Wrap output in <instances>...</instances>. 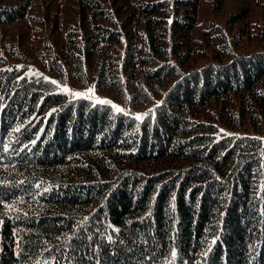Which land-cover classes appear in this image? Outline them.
<instances>
[{"label": "trees", "instance_id": "1", "mask_svg": "<svg viewBox=\"0 0 264 264\" xmlns=\"http://www.w3.org/2000/svg\"><path fill=\"white\" fill-rule=\"evenodd\" d=\"M232 1L0 0V264H264V0Z\"/></svg>", "mask_w": 264, "mask_h": 264}, {"label": "rangeland", "instance_id": "2", "mask_svg": "<svg viewBox=\"0 0 264 264\" xmlns=\"http://www.w3.org/2000/svg\"><path fill=\"white\" fill-rule=\"evenodd\" d=\"M243 1H245V3H246L245 5L253 6V4H254L253 0H243ZM68 2H69V0H53L54 5L57 6V4H60V6H61L60 15L65 13L67 6H68ZM241 5H242L241 0H239V1L233 0L232 4H229L227 7L221 9L220 11L215 12L214 15H215L216 20L220 24L222 23V25H224L228 15L230 13L235 12L237 7H240ZM32 25H34V24L31 23L30 20H28L24 23V27L28 26V27L33 29L34 26H32ZM33 31H32V33H33ZM31 35H33V34H31ZM236 48L238 49L237 51L249 53V52H252L254 50L264 49V41L263 42H250V43L244 42V43H240L239 45H237ZM207 61H208V58H205L203 60H200L199 62L204 63ZM61 88H62V90H64L65 88L68 89V91H65V90L64 91L68 94V96L71 99H73V98L74 99L87 98V99L92 100L95 103H97L100 100H106V101L110 102L108 104H110L112 107L115 106V107H113L115 111H116V108H119L122 110L119 112H125V113L126 112H132L137 117L138 116L143 117L144 114L146 113V111H148L152 107V104H149V105H146L142 108L131 109L127 103L115 101L111 94H109L105 91L97 90L92 81H90L88 83L87 87L76 86L72 82L68 81L64 85H62ZM76 94H79V95H76Z\"/></svg>", "mask_w": 264, "mask_h": 264}, {"label": "snow or ice", "instance_id": "3", "mask_svg": "<svg viewBox=\"0 0 264 264\" xmlns=\"http://www.w3.org/2000/svg\"><path fill=\"white\" fill-rule=\"evenodd\" d=\"M52 83H56L55 81H52ZM65 91H68V89L67 88H65L64 89ZM76 95H79V94H76ZM99 103H101V104H107V103H110L109 101H106V100H100V101H98ZM113 107H115V106H113ZM116 111H122L121 109H119V108H116ZM137 119H141V117H137ZM173 255H175V253H173Z\"/></svg>", "mask_w": 264, "mask_h": 264}]
</instances>
